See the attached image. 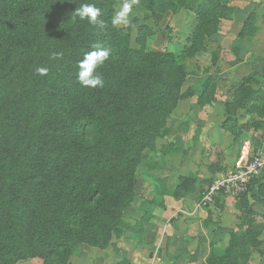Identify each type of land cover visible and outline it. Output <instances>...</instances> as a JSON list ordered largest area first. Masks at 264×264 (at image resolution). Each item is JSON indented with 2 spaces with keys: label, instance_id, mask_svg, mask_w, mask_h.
<instances>
[{
  "label": "rangeland",
  "instance_id": "1",
  "mask_svg": "<svg viewBox=\"0 0 264 264\" xmlns=\"http://www.w3.org/2000/svg\"><path fill=\"white\" fill-rule=\"evenodd\" d=\"M222 1L232 8L230 0ZM82 2L93 3L101 9L99 19L103 24L93 25L83 20L79 27L70 28V24L66 23V29L79 32L82 45L90 43L95 33L98 36L93 44L102 47H106L105 36L113 37L114 43L108 48L109 59L103 64L105 67L97 68V74L102 76L105 85L103 88H84L75 77L73 84L56 88L54 94L47 98L43 122L39 130L35 129L33 133L39 142L38 147L20 149L25 150V163L20 167L19 178L25 184L21 197L26 199L24 207L27 209L20 219L25 232L22 235L31 238V234L43 222L45 207L54 208L62 199L63 193L59 187L61 178L75 179L72 175L73 145L69 147L70 130L77 113L82 110H85V115L93 113L98 120L92 121L86 129L78 130L77 134L89 147L99 140L100 151L94 156L87 155L86 169L80 174V186H77L79 190L72 194L74 203L83 209L100 203L113 214L119 211V222L112 226L110 237L103 246L94 242L95 234H92L87 239L76 241L67 255H50L44 262L43 257L30 255L28 249L24 252L26 255L21 251L15 254L13 264H174L176 258L173 256L183 254L184 248L187 257H181L183 260L179 257L182 264H193L199 260L197 264H264V198L260 192L257 198H253L254 213L248 216L249 223L254 221L245 231L250 238L247 240L244 237V241L242 237L239 238L243 244L237 248L228 245L224 253L217 251L210 258H205V263L201 262L207 253L205 242L202 243L204 246L195 250L197 257L194 260L192 257L195 254L188 258L190 250L182 247L183 244L187 245L184 241L179 243L180 248L175 253L167 252L164 246L167 233L161 232L171 214L172 219L180 221L182 226L191 225L190 220L195 219H202L207 231L212 225L210 210L220 205L224 195H217L210 205L197 207L196 203L205 186L230 170L239 155L232 150L230 161L226 162V125L222 126L226 122V77H230L234 87L246 84L247 80H243V77H258L259 80L264 77V37L258 35V41L263 43L257 47L260 48L259 56L250 52L246 44L240 49L226 52V15L221 16L220 10L212 20L204 21L193 9L183 8L178 0H139L133 9L135 15L132 22L113 27L111 18L122 0H78L79 5ZM28 7V4L20 5L19 14L23 15ZM36 20L40 28L45 27L43 19ZM247 26L244 24L240 34L238 32L236 35L240 40ZM197 31L200 34L195 37ZM1 37L2 41L7 42L3 46L8 51H0V67L4 72L10 68L3 75L15 88L17 106L29 109L28 84L21 81L27 78L28 69L37 57L33 60L24 58L20 66L16 64L11 67L9 53L13 50L12 41H24L36 48L41 39H37V31H15L11 28ZM250 37L248 35L249 41ZM239 39L234 42L236 46L241 45ZM55 41L54 46L38 53V56L55 63L58 59L52 57L59 50ZM92 50L88 48V52ZM131 51H138L151 61L147 63V69H152L154 55L164 52L173 54L177 63L183 65L184 74L174 65L169 71V77L181 78L178 87L166 89L168 95L177 92L174 101H168L170 97L158 98L149 89L145 90L144 81L139 82L140 73L145 69L141 61L135 59L128 68L120 66L132 54ZM243 56L248 57L246 62H243ZM75 59L83 58L78 56ZM253 61H256L255 64ZM114 69L113 75L111 72ZM70 71L77 74L78 64ZM110 78L119 80L109 85ZM107 101L120 107L111 119L114 138L120 137L118 129L124 123L136 121L155 107L163 109L158 125H155L156 135L152 136L150 142L134 137L131 149L135 148L136 152H133L132 158L123 157L124 161L113 160L111 155L113 137L105 123V109L109 110V104L106 103L105 107ZM5 102L10 103L9 96ZM130 102L124 109L123 103ZM154 103L156 106L153 107ZM10 112L8 106L0 105V167L4 165L3 155L8 149L4 146L12 143L15 139L13 133L17 135L20 129V119H11ZM258 116L264 118V114ZM95 158H99L100 162L93 164ZM263 178L264 174L261 175ZM12 186H4L6 195L12 192ZM106 187L109 189L106 190ZM86 189L95 192V195H90ZM130 196V202L122 206ZM200 210H207V215L193 216ZM14 215L11 213L10 220ZM188 230L190 232L185 231L184 234L193 233L194 228ZM239 231L231 233V236L236 234L232 237V242L236 244L234 238L244 235ZM179 233L177 231L175 234ZM21 246L25 247L23 244ZM229 248L230 254L226 255Z\"/></svg>",
  "mask_w": 264,
  "mask_h": 264
},
{
  "label": "trees",
  "instance_id": "2",
  "mask_svg": "<svg viewBox=\"0 0 264 264\" xmlns=\"http://www.w3.org/2000/svg\"><path fill=\"white\" fill-rule=\"evenodd\" d=\"M178 2L183 5V8L196 11L200 20L204 21L212 20L214 14L219 10L221 16H227L232 10L222 0H178ZM83 3L85 2L81 4ZM22 4H28L29 7L23 15H20L19 8ZM79 7L78 0H74V2H69V0H0V51H8V48L3 46L7 42L2 41L1 36L9 28L15 31L17 29L27 32L37 31V39H41V43L36 48L24 43V41H12L13 50L9 53L12 59L11 67L16 64L20 66L21 61L22 63L24 62V58L33 60L37 57L28 69L27 78H22L21 81V83L28 84L27 105L29 109L17 106L15 88L3 75V73H8L10 68L8 67L4 72L0 67V105L4 104L11 109L9 115L11 119H20L19 133L16 135L14 132L13 136L15 139L11 144L8 143V147L4 146L5 149H8L3 155L4 165L0 167V221L2 220L0 225V264H13L15 262L14 255L20 251L26 255L24 252L28 249L30 255H39L43 257L44 262H47L50 255L69 254L72 245L76 241L87 239L92 234H95L94 242L103 246L110 237L112 226L119 222V211L113 214L110 209L100 206V203L84 209L77 207L74 203L75 199L72 194H74L75 190H79L77 186L80 183V174L86 169V157L88 154H93L94 156L95 153L100 151L99 140L96 145L89 147V145H84V141L77 134L78 130H84L92 124V121L98 120V117L93 113L90 112L85 115V110H82V112L77 113L78 116L74 119L75 124L70 130L72 135L70 136L69 147L73 145L74 158L72 163L74 168L72 175L75 176V179L69 180L66 176L61 178L59 187H61L63 193L62 199L54 208L45 207L43 222L40 224L39 229L34 227V229L38 230L31 234V238L28 239L22 235L25 232L21 227L20 219L27 209L24 207L26 199L21 197V193L25 191V184L19 178L20 167L22 163H25L23 157L25 150L20 151V149L24 148L27 150L31 147H38L39 142L36 141L33 133L35 129L39 130L43 122L47 98L54 94L56 88L73 84L77 74L75 71H70V69H75L78 61H80L75 58L78 56L83 58L84 54L88 52V48H93V41L98 36V33H95L94 39L90 43L82 45L80 33L66 29V23H69L71 28L79 27L83 21L78 18L75 21L72 20V12ZM22 16H26V18ZM36 19H43L45 27L40 28ZM199 34V31H197L195 37ZM54 39L58 44L57 48L59 47L57 51L61 54L55 63L38 56V53L55 45ZM104 40L106 48H109L114 43L113 37L105 36ZM86 49L87 51L84 52ZM131 52L132 54H129L127 59L121 62L120 66L128 68L129 64L135 59L138 62L141 61L144 63L145 69L140 73L139 82L144 81L145 90L149 89L151 94L153 96L157 95L158 98L169 99L170 97L168 101H174L173 99L177 97V92L173 91L172 95H168L169 92L166 89L178 87L181 78L169 77L171 75L169 71L174 65L177 67L176 69L184 74L183 65L177 63L173 54L164 52L156 53L152 60V69H147V66H149L147 63L151 61L138 51ZM42 67L48 69L46 75L37 73V69ZM101 67H105V65H101ZM115 71L116 69L111 73L114 75ZM118 80H111L110 78L109 85H113ZM238 93L241 96L246 95L248 97L252 96L254 91L247 85H242L238 88ZM7 96L10 97V103L5 102ZM106 103L109 104V110L105 109V123L108 124V132L113 137L111 128L113 121L111 119L119 111L120 107L113 105L112 101L105 102V107ZM130 104L131 102L129 104L123 103L124 109ZM152 106H156L155 103ZM162 113V108L155 107L152 112L141 115L136 121L124 123L118 129L120 131L118 136L120 137H113L110 144L113 160L124 161L125 158H132L133 152H136L135 148L131 149L134 137L140 140L146 139L150 142L152 136L156 135L155 125H158L159 115ZM99 162V158L93 160V164ZM9 184L13 185L11 187L12 192L6 195L3 188ZM255 186L254 181L250 182L246 192L236 199L244 210H248V213L252 212L247 202L248 194ZM108 189L109 187H106V190ZM259 190H262V188ZM86 191L90 195H95V192L90 191V189H86ZM130 200L131 196L122 206L128 204ZM11 213L15 214L12 220H10ZM242 233L244 235L241 234L234 238V240H237L238 245L232 242V237L236 235L232 234L228 244L229 247L237 248L243 244L244 237L247 240L250 238L245 235V231ZM241 237L243 241L239 239ZM21 244L25 245V247H22ZM230 250L231 248L228 249L226 255L230 254ZM239 252L238 250L237 253Z\"/></svg>",
  "mask_w": 264,
  "mask_h": 264
},
{
  "label": "crops",
  "instance_id": "3",
  "mask_svg": "<svg viewBox=\"0 0 264 264\" xmlns=\"http://www.w3.org/2000/svg\"><path fill=\"white\" fill-rule=\"evenodd\" d=\"M230 5L232 12L226 16V52L231 49H240L246 44L250 52L252 51L255 56H259L258 50L260 48L257 47H260L263 43L258 41V35L264 37V0H230ZM244 24H248V26L243 38L240 40L236 35L238 32L240 34ZM248 35L251 36L250 41L248 40ZM252 35H254L253 38ZM237 39L241 41V45H235L236 43L234 42ZM247 58L245 57L243 62H246ZM253 62L255 64L256 61ZM243 80H247L245 85L254 91L252 96H241L238 93V88L241 84L234 87L231 84L230 77H226V122L222 124V126L226 125V162L230 161L229 155L232 150L240 153V151L252 146H257L264 140V118L258 116L259 114H264V77L261 80L258 77H252L251 79L250 77H243ZM248 130L250 131L247 132ZM262 174L264 172L254 180L256 186L248 194L247 202L249 208L252 210L251 213H254L253 198H257L256 195L259 192L264 198V178L261 179ZM260 188L262 190H259ZM183 193L186 194L185 192ZM219 203V206L210 210L209 216L212 219V225L208 227V231L204 229L202 219L198 221L197 219L195 221L190 220L192 222L191 225L182 226L180 221L172 219L174 217H171V214L167 218L164 228L161 230L162 233H167L166 242L164 243L167 252L170 254L175 253L180 248L179 243L185 242L187 245L183 244L182 247L186 246L190 250L188 258H191V255L194 253L195 255L192 258L195 260L198 247L204 246L205 242L207 253L201 258V262L205 263V258H210L217 251L220 254L224 252L231 239V233H237L238 230L242 233L246 231V228L254 224V221L249 223L248 220V216L251 213H248V210H244L236 199L224 195ZM207 213V210H200L193 216L197 218L201 214L206 216ZM169 220L171 221L169 222ZM188 228H194L195 232L192 231L193 233L184 234L185 231H189ZM195 228L197 229L195 230ZM177 231L180 233L175 234ZM260 242H262L261 239ZM184 249L183 254L172 255L176 258L174 264H182L179 257H187ZM157 257L159 258V255ZM183 258L181 259L183 260ZM197 263H200V260L193 264Z\"/></svg>",
  "mask_w": 264,
  "mask_h": 264
},
{
  "label": "clouds",
  "instance_id": "4",
  "mask_svg": "<svg viewBox=\"0 0 264 264\" xmlns=\"http://www.w3.org/2000/svg\"><path fill=\"white\" fill-rule=\"evenodd\" d=\"M74 2V0H69ZM139 0H122L116 7L114 15L111 18V24L113 27L119 25H129L132 22V17L135 15L133 9L138 4ZM101 9L93 3H83L79 8H76L72 12V20H87L88 23L96 25L103 24V21L99 19L101 16ZM92 51L86 52L83 59L78 61L77 81L84 88H103L105 81L97 74V68L104 64L109 59L110 49L99 45H94ZM60 53H54L53 59H59ZM47 68H38L37 73L40 75H46Z\"/></svg>",
  "mask_w": 264,
  "mask_h": 264
},
{
  "label": "built area",
  "instance_id": "5",
  "mask_svg": "<svg viewBox=\"0 0 264 264\" xmlns=\"http://www.w3.org/2000/svg\"><path fill=\"white\" fill-rule=\"evenodd\" d=\"M262 172H264V140L252 149L240 151L232 168L205 186L196 206L210 205L217 195H228L237 199L246 192L249 183Z\"/></svg>",
  "mask_w": 264,
  "mask_h": 264
}]
</instances>
